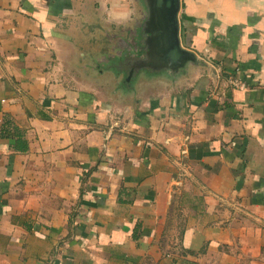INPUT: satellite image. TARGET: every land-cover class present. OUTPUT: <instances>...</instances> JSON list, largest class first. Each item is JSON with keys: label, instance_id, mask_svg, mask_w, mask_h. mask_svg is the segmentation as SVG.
Returning <instances> with one entry per match:
<instances>
[{"label": "crops", "instance_id": "crops-1", "mask_svg": "<svg viewBox=\"0 0 264 264\" xmlns=\"http://www.w3.org/2000/svg\"><path fill=\"white\" fill-rule=\"evenodd\" d=\"M149 6L0 0V264H264V0H180L177 72Z\"/></svg>", "mask_w": 264, "mask_h": 264}, {"label": "water", "instance_id": "water-1", "mask_svg": "<svg viewBox=\"0 0 264 264\" xmlns=\"http://www.w3.org/2000/svg\"><path fill=\"white\" fill-rule=\"evenodd\" d=\"M149 5L148 22L152 29L149 46L143 49L148 58L141 60L140 65L177 72L184 69L188 62L196 61L194 53L180 43V0H149Z\"/></svg>", "mask_w": 264, "mask_h": 264}, {"label": "rangeland", "instance_id": "rangeland-1", "mask_svg": "<svg viewBox=\"0 0 264 264\" xmlns=\"http://www.w3.org/2000/svg\"><path fill=\"white\" fill-rule=\"evenodd\" d=\"M93 33H95V32H93ZM93 33H92V37L95 36V34H96V33L95 34H93ZM139 53L144 54L143 49L139 50ZM157 70H161V69H157ZM165 71L166 70L162 69L160 72H165ZM153 72H155V71L148 70V68H140L138 71V76H139V78L143 77V79H146V76L150 77Z\"/></svg>", "mask_w": 264, "mask_h": 264}, {"label": "built area", "instance_id": "built-area-1", "mask_svg": "<svg viewBox=\"0 0 264 264\" xmlns=\"http://www.w3.org/2000/svg\"><path fill=\"white\" fill-rule=\"evenodd\" d=\"M229 82L233 87H242L244 86L243 80H241L237 76H231L229 77Z\"/></svg>", "mask_w": 264, "mask_h": 264}, {"label": "trees", "instance_id": "trees-1", "mask_svg": "<svg viewBox=\"0 0 264 264\" xmlns=\"http://www.w3.org/2000/svg\"><path fill=\"white\" fill-rule=\"evenodd\" d=\"M12 122V118H9V117H6L3 121V124L1 126V130H0V135L3 134L4 130H5V125H7L8 123H11ZM22 148V147H21ZM24 149V148H23Z\"/></svg>", "mask_w": 264, "mask_h": 264}]
</instances>
